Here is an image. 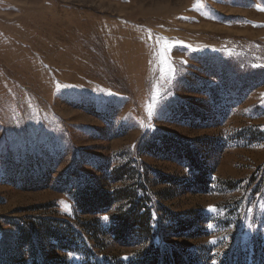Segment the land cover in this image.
Wrapping results in <instances>:
<instances>
[{"label":"rangeland","instance_id":"1","mask_svg":"<svg viewBox=\"0 0 264 264\" xmlns=\"http://www.w3.org/2000/svg\"><path fill=\"white\" fill-rule=\"evenodd\" d=\"M0 264H264V0H0Z\"/></svg>","mask_w":264,"mask_h":264},{"label":"trees","instance_id":"2","mask_svg":"<svg viewBox=\"0 0 264 264\" xmlns=\"http://www.w3.org/2000/svg\"><path fill=\"white\" fill-rule=\"evenodd\" d=\"M186 158L190 161L191 165L197 167V169H201L198 165L196 155L192 152H186ZM178 157H180V153L178 154ZM203 173L199 172L197 176H195V182L197 187H201L205 185V180L202 178ZM141 193V195H138V193ZM138 195V196H137ZM139 197V199H137ZM128 199L130 202L129 204V210H126V212H119L116 216L111 217V221L113 222L112 231L114 235L118 237H125L126 233L128 232H140L144 229V227L147 226V222L149 218L152 217V214L150 212V208L147 204L150 205V202H152L153 198L148 197V193L145 189L140 188L138 190H133L132 192H118L110 194L109 192H104L103 190H100L95 187H90L87 189L86 187L83 188L82 191L76 195V202L78 205L79 210L82 214H94L96 215L98 211L103 208L110 206L112 203V200L115 199ZM173 215L171 216L172 222H177L180 225H182V222L174 220ZM87 230V233H91L92 237L94 236V232L97 229L96 219H92L87 224H81V226ZM23 227V226H22ZM21 228V243L26 244L29 243L30 235L35 234L40 239H51L54 238L58 242H67L69 245L73 243L72 236L70 234V230L68 228H59L58 222H53L52 220H41L39 222V225L37 227V230L32 229V232L30 233L28 230ZM191 224L186 226L183 225V230L190 228ZM23 229V230H22ZM65 229V230H64ZM67 246L64 245V247ZM177 257V256H176ZM180 259L181 256H178ZM178 259V258H177Z\"/></svg>","mask_w":264,"mask_h":264},{"label":"snow or ice","instance_id":"3","mask_svg":"<svg viewBox=\"0 0 264 264\" xmlns=\"http://www.w3.org/2000/svg\"><path fill=\"white\" fill-rule=\"evenodd\" d=\"M170 71H171V69H170ZM154 107V106H153ZM210 210H212V209H210ZM105 219H108L107 217H105Z\"/></svg>","mask_w":264,"mask_h":264}]
</instances>
